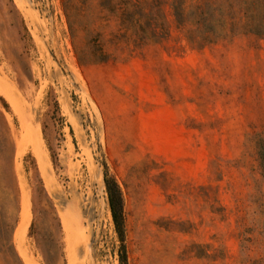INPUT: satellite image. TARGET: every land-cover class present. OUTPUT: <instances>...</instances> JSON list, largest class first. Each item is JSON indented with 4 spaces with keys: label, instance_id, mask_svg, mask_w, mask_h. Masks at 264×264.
I'll return each instance as SVG.
<instances>
[{
    "label": "rangeland",
    "instance_id": "374dc122",
    "mask_svg": "<svg viewBox=\"0 0 264 264\" xmlns=\"http://www.w3.org/2000/svg\"><path fill=\"white\" fill-rule=\"evenodd\" d=\"M0 80V264H119L105 170L126 264H264V36L0 0Z\"/></svg>",
    "mask_w": 264,
    "mask_h": 264
},
{
    "label": "trees",
    "instance_id": "16d2710c",
    "mask_svg": "<svg viewBox=\"0 0 264 264\" xmlns=\"http://www.w3.org/2000/svg\"><path fill=\"white\" fill-rule=\"evenodd\" d=\"M101 7L117 19L119 30L134 45L157 42L167 37L172 27L197 45L238 34L264 36V0H101ZM103 180L121 243L119 264H126L122 200L106 170Z\"/></svg>",
    "mask_w": 264,
    "mask_h": 264
},
{
    "label": "bare ground",
    "instance_id": "6f19581e",
    "mask_svg": "<svg viewBox=\"0 0 264 264\" xmlns=\"http://www.w3.org/2000/svg\"><path fill=\"white\" fill-rule=\"evenodd\" d=\"M2 81H3V80H2ZM0 82H1V80H0ZM3 83H4V81H3ZM4 85H5V84H4ZM1 86H2V88L5 87V86H3V85H1ZM4 89H5V88H4ZM4 89H3L2 91H5ZM6 90H10V89L7 88ZM11 101H13V98H12V97H11Z\"/></svg>",
    "mask_w": 264,
    "mask_h": 264
}]
</instances>
